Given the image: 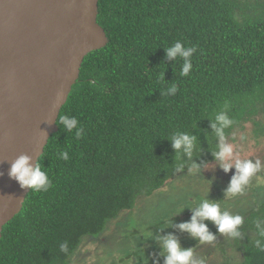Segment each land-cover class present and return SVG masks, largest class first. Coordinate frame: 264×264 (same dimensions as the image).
<instances>
[{
    "label": "trees",
    "instance_id": "trees-1",
    "mask_svg": "<svg viewBox=\"0 0 264 264\" xmlns=\"http://www.w3.org/2000/svg\"><path fill=\"white\" fill-rule=\"evenodd\" d=\"M97 23L107 44L83 59L38 159L51 187L30 190L3 227L0 264H70L84 239L99 236L136 197L152 195L182 171L196 172L192 162L201 169L214 162L210 119L226 105L233 120L226 138L248 122L255 137L263 133L256 118H264V0H98ZM177 41L195 48L187 76L182 59L166 58L164 49ZM173 85L178 91L167 95ZM63 115L78 120L79 138L60 123ZM180 132L196 137L192 161L171 147ZM65 151L69 158L60 159ZM253 194L241 213L243 238L228 244L240 251L237 264H264L255 245L262 239L257 223L264 227V186ZM222 244L207 253L223 251Z\"/></svg>",
    "mask_w": 264,
    "mask_h": 264
},
{
    "label": "water",
    "instance_id": "water-1",
    "mask_svg": "<svg viewBox=\"0 0 264 264\" xmlns=\"http://www.w3.org/2000/svg\"><path fill=\"white\" fill-rule=\"evenodd\" d=\"M97 15L98 0H0V238L30 192L11 163L38 162L83 59L107 44Z\"/></svg>",
    "mask_w": 264,
    "mask_h": 264
},
{
    "label": "rangeland",
    "instance_id": "rangeland-1",
    "mask_svg": "<svg viewBox=\"0 0 264 264\" xmlns=\"http://www.w3.org/2000/svg\"><path fill=\"white\" fill-rule=\"evenodd\" d=\"M256 119L264 122L261 116ZM255 129L256 126L250 122L240 124L233 129L231 138H226L233 146L232 163L236 159H260L262 162L261 173L257 172L254 178L251 177L253 179L243 192L235 195L225 193L230 183L225 180H231L235 169L225 173L216 162L204 166L200 171L201 176L197 172L182 171L161 189L153 191L152 195L136 197L133 208L121 212L99 236L84 239L78 251L70 258V264H162L164 259L160 255L161 247L157 237L168 234L178 240L181 248L194 249V258L203 259L204 264L239 263L240 251L228 248L232 237L215 232L217 229L211 222L205 221L208 230L216 234V239L204 244L179 231L175 225L188 222L192 215L190 209L196 208L206 197L218 202L221 211L233 215H241L252 205L257 194L250 196V193H253L255 187L264 186V129L258 137H255ZM216 183L222 184L221 191L213 190L218 185ZM219 241L225 242L222 244L223 251L208 254L207 247L218 246Z\"/></svg>",
    "mask_w": 264,
    "mask_h": 264
},
{
    "label": "clouds",
    "instance_id": "clouds-1",
    "mask_svg": "<svg viewBox=\"0 0 264 264\" xmlns=\"http://www.w3.org/2000/svg\"><path fill=\"white\" fill-rule=\"evenodd\" d=\"M164 50L166 58L169 61H174L177 58L184 61L181 68V75L187 76L191 71L192 65L190 58L195 48L185 47L181 42L177 41L174 45ZM177 91V87L173 85L166 89V94L175 95ZM59 120L68 132L75 130L76 138L82 135L83 128L79 126V122L75 117L63 115L59 117ZM232 124L233 120L227 115V105L224 110L214 116V119H210V127L217 141L215 145L217 150L212 152L213 161L225 173H228L230 169H235L225 191V193L235 195L244 191L251 177L261 170L262 162L260 159H236L232 163L234 156L233 146L227 142L225 137V129L229 128ZM169 141L176 156H184L187 158L186 160H193V153L197 149V140L194 135H190L188 132H180L174 134ZM59 158L67 160L69 158L68 153L66 151L61 152ZM183 168L184 165L181 164L176 168V171L180 172ZM192 168L197 173L201 171V165L195 162H192ZM8 176L21 189L46 192L51 187V180L47 172L42 170V165L38 162L33 164L31 157L27 155H20L11 163ZM190 210L192 211L190 220L179 223L175 227L179 231L187 233L200 244L209 243L216 239V235L208 230L205 221L211 222L219 234H227L229 237L236 239L243 238V234L240 231V227L243 224V217L241 215H233L228 211H221L218 202L211 201L206 197L196 208ZM256 227L258 229V235L262 239H257L255 245L261 251H264V227L261 226V223H257ZM157 240L160 243V255L163 256L164 264H204L203 259L194 258V249L181 248L178 240L173 235L168 234L167 236L157 237ZM60 247L61 251L67 252V243L61 244Z\"/></svg>",
    "mask_w": 264,
    "mask_h": 264
}]
</instances>
